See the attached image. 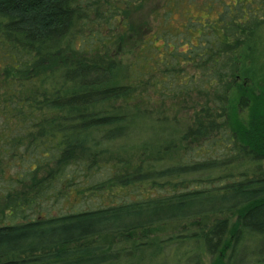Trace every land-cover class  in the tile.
I'll return each instance as SVG.
<instances>
[{"label":"trees","instance_id":"1","mask_svg":"<svg viewBox=\"0 0 264 264\" xmlns=\"http://www.w3.org/2000/svg\"><path fill=\"white\" fill-rule=\"evenodd\" d=\"M145 1L0 0V264H205V256L251 264L237 262L240 250L264 241V102L245 124L228 117L240 51L264 25V0L167 1L132 46L128 11ZM151 124L172 132L149 138L156 151L138 164L106 157L122 141L148 150ZM176 136L218 148L158 168L159 148ZM102 168L105 180L96 177ZM193 174V188L179 180ZM145 182L171 191L90 204L88 192ZM70 196L88 208L42 214L44 203ZM207 216L212 223L193 231L135 234ZM106 236L117 241L96 242Z\"/></svg>","mask_w":264,"mask_h":264},{"label":"rangeland","instance_id":"2","mask_svg":"<svg viewBox=\"0 0 264 264\" xmlns=\"http://www.w3.org/2000/svg\"><path fill=\"white\" fill-rule=\"evenodd\" d=\"M170 0H146L142 7L137 9H132L129 12V20L132 23L133 30L131 33V37L129 39L132 46H134L135 42L142 37V34L144 35V32L147 29H152L155 26V22L157 20V13L163 9L164 4ZM187 1V0H186ZM196 1H204V0H196ZM192 6H188L187 10L185 7L181 10H186L184 12V16L186 18H191L192 16H189L191 12H193V9H191ZM164 10V9H163ZM173 19H175L176 23L180 22V16L178 13H175L173 15ZM188 21H191L189 19ZM187 21V22H188ZM196 22V21H195ZM200 22V21H197ZM134 31V32H133ZM192 32L189 33L191 36ZM182 41H179V44H181ZM161 42L156 43L157 47H161ZM126 47V46H125ZM185 49V47H184ZM125 50H128L124 54V61L129 62L133 60L132 52L134 51L133 48H131V45H128ZM132 51V52H131ZM241 55L239 57L240 59V76L241 79L237 82L235 85V90L233 91L231 97L232 102L229 106V121L232 120L233 123H236V125L240 123H244L248 119L249 112L252 110L253 107H256L258 103L264 102V25L258 28L257 30L249 33L246 38L244 45L241 49ZM245 76V77H243ZM256 105V106H255ZM181 126V125H180ZM147 133L145 139L146 146L148 147V150L143 152L142 145L140 143L136 145H131V143H127L126 141H122L121 144L118 143V145H123L116 148L111 151L106 157L107 158H124L128 161H130L133 164H138L143 158L147 157L153 150L156 151L157 146L154 145V143H151L149 138H153L152 136H155L154 139L157 138V143H161L162 139H168L172 132L170 128H166L164 130H161L158 125L151 124L148 126ZM148 137V138H147ZM178 136L173 137V141L171 146L167 151H164L163 147L159 148L161 151V157L162 161L159 163H162V165L158 168H162L167 165L172 164H184L187 162L193 161H203L207 160L208 158H211L207 155H205V151H211V150H217V146L212 145L210 142H201L200 144H185L178 140ZM144 144V143H143ZM193 148L192 155L187 153V150ZM145 155L144 157H142ZM116 160V159H115ZM158 163V164H159ZM264 166V162H263ZM108 168V167H107ZM108 170L105 168H102L99 174L96 175L97 178H102L103 180L107 177ZM198 174H193L191 176H183V178H180L179 180H184L186 184L192 186L193 185V178L198 177ZM177 183V179L174 180ZM192 181V182H191ZM165 180L157 181L156 183L163 184ZM191 183V184H189ZM152 186L155 188L152 189ZM178 189L179 186L177 185ZM193 188V186L191 187ZM171 191V185H162L161 188H158L156 184H151L150 182L145 183H134L131 186L128 187H120L116 186L113 187L110 190H103L99 192L95 197L91 198V195L89 192L87 193L89 195V201L91 205L94 206H101V205H107L109 203H121V202H129L132 200L140 199V198H146L148 196H153L154 194H161ZM85 200H79V196H70L67 199L54 201L50 200L46 203H44V207L46 210L42 211V214L50 215V216H56L68 212H72L74 210H80L84 208H88V204ZM2 211V206L0 203V214ZM236 215V214H235ZM235 215H230L229 217L232 218V221L234 222L236 219ZM1 218V217H0ZM214 217L207 216L200 220H187V221H171L166 222L161 225H157L153 228L146 229L143 231H138L135 233L137 236L142 237H150V238H163L169 235L177 234L183 230H196V228L201 227L202 225H209L212 223ZM6 223L7 221L4 219H0V225ZM99 241L100 243L107 245L108 247H111L112 243L114 244L117 241V238L114 237L112 239V236H106L102 237L96 240V242ZM256 244V245H254ZM254 244L246 243L244 244V248H242L239 252V257L237 259V262H243L246 260L247 262L251 264H264V241L254 242ZM168 252V251H167ZM194 255V253H193ZM254 255L257 256V260L259 262L255 263ZM256 260V261H257ZM205 264H217L215 261L211 262V258L208 256H205Z\"/></svg>","mask_w":264,"mask_h":264}]
</instances>
